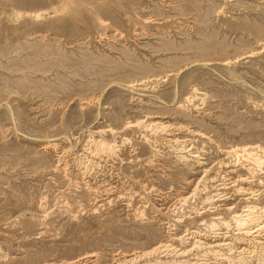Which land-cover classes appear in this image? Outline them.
<instances>
[{
    "label": "rangeland",
    "instance_id": "rangeland-1",
    "mask_svg": "<svg viewBox=\"0 0 264 264\" xmlns=\"http://www.w3.org/2000/svg\"><path fill=\"white\" fill-rule=\"evenodd\" d=\"M258 145L264 0H0V264L197 263Z\"/></svg>",
    "mask_w": 264,
    "mask_h": 264
},
{
    "label": "bare ground",
    "instance_id": "bare-ground-1",
    "mask_svg": "<svg viewBox=\"0 0 264 264\" xmlns=\"http://www.w3.org/2000/svg\"><path fill=\"white\" fill-rule=\"evenodd\" d=\"M188 100V99H187ZM189 101V100H188ZM143 123V122H142ZM146 123V120H145ZM160 123V122H159ZM158 124V123H156ZM144 125V124H143ZM163 125V124H162ZM156 125L154 123L149 122L146 123L145 127H150L151 129L155 128ZM160 127V126H159ZM144 128V127H143ZM162 128V126H161ZM150 130V129H149ZM157 130V129H156ZM98 142V141H97ZM94 151L101 156L109 155L111 152V147L108 144L97 143L93 144ZM188 149V148H187ZM113 150V149H112ZM226 158H234L238 163L244 164L247 166V170L251 175L261 169L264 164V148L261 146H253L250 148H234L225 152ZM194 157H198V155H193ZM179 157V156H178ZM184 157V156H183ZM182 157V158H183ZM191 158V157H190ZM193 158V157H192ZM195 159V158H194ZM200 159V158H199ZM197 161V160H196ZM86 166V164H85ZM93 167V166H92ZM85 168V167H84ZM82 169V168H81ZM83 172V171H82ZM204 172V171H203ZM200 181V180H199ZM198 187V186H197ZM196 190V189H195ZM216 190V189H215ZM243 193V192H242ZM189 199L188 196L181 197L179 199L180 202L185 203ZM215 201V198L213 199ZM217 200V198H216ZM220 200V199H219ZM213 201H209L207 204L212 203ZM205 204V203H204ZM208 208V207H207ZM217 208V207H216ZM215 209V208H214ZM207 210V209H206ZM243 214L233 215V221L227 222H219L210 224V237L212 238L211 242H208L207 248L217 247V250L210 249L208 250L207 255L209 257H204L201 261L197 263H188V264H264V222L260 216H258L253 207L247 206L244 209ZM264 213V212H263ZM232 214V213H231ZM209 227V226H208ZM206 228V227H205ZM209 234V233H207ZM206 235V234H205ZM202 236V235H201ZM193 238V236H186L185 238L180 237L181 241L186 243V239ZM205 237V236H204ZM206 239V238H205ZM193 240V239H192ZM180 241V240H178ZM180 241V242H181ZM191 241V240H190ZM205 241V240H204ZM196 241H191V243ZM192 243V244H193ZM198 244V242H196ZM200 243V241H199ZM203 243V241H202ZM206 243V242H205ZM165 244V243H163ZM157 245L151 248L148 251L142 252L143 255H148L150 253L157 252L160 248L165 245ZM167 244V243H166ZM169 244V243H168ZM168 244L166 246H168ZM180 244V243H179ZM191 244V247H192ZM239 245L240 248L236 250V254H233L235 251H232V248L235 245ZM170 245V244H169ZM182 245V243H181ZM201 245V244H200ZM198 246V245H197ZM194 245V248L197 247ZM185 247V246H184ZM201 247V246H200ZM198 247L199 249H201ZM205 247V246H204ZM222 247V253H219L218 249ZM223 247L227 250L223 252ZM193 248V247H192ZM169 249V248H168ZM172 249V248H170ZM174 249V248H173ZM183 249V248H182ZM185 249V248H184ZM189 249V248H188ZM175 250V249H174ZM190 250V249H189ZM235 250V249H234ZM162 251V250H160ZM177 251V250H176ZM186 251V250H184ZM192 251V250H191ZM200 251V250H199ZM198 251V253H199ZM203 251V249L201 250ZM205 251V250H204ZM207 251V249H206ZM230 251V252H229ZM163 252V251H162ZM170 252V251H169ZM168 252V253H169ZM172 252V251H171ZM196 252V251H195ZM141 253V254H142ZM165 253V252H164ZM167 253V254H168ZM173 253V252H172ZM177 253V252H176ZM183 253V252H182ZM187 254V252H185ZM190 253V252H189ZM200 254V253H199ZM204 254V253H203ZM220 254V255H219ZM137 255V254H136ZM151 255V254H150ZM159 255V254H158ZM169 255V254H168ZM171 255V254H170ZM175 255V254H174ZM189 255V254H187ZM185 255V257L187 256ZM195 255V253H194ZM140 256V255H138ZM160 256V255H159ZM159 256L157 258H159ZM163 256V254H162ZM166 256V255H165ZM176 256V255H175ZM178 256V255H177ZM183 256V255H182ZM161 257V256H160ZM169 257V256H168ZM171 257V256H170ZM180 257V256H179ZM203 257V256H202ZM138 258V257H137ZM143 258V257H142ZM176 258V257H175ZM178 258V257H177ZM176 258V259H177ZM181 258V257H180ZM200 258V257H199ZM131 259V258H130ZM135 259V258H134ZM161 259V258H160ZM168 259V258H167ZM184 259V258H183ZM189 259V258H188ZM198 258H196L197 260ZM136 260V259H135ZM155 260V258H154ZM159 260V259H158ZM157 260V261H158ZM165 260V259H164ZM179 260V259H178ZM186 260V259H185ZM181 260V261H185ZM130 261V260H129ZM148 261V260H147ZM156 261V260H155ZM171 261V260H170ZM180 261V264H181ZM190 261V260H189ZM194 261V260H193ZM192 261V262H193ZM133 262V261H131ZM151 262V261H150ZM160 262V261H159ZM167 262V261H166ZM173 262V261H171ZM196 262V261H195ZM226 262V263H225ZM67 264H75V262H66ZM119 263V262H118ZM117 263V264H118ZM121 264V263H120ZM123 264V262H122ZM131 264V263H130ZM144 264V263H143ZM152 264V263H151ZM158 264V263H157ZM184 264V263H183Z\"/></svg>",
    "mask_w": 264,
    "mask_h": 264
}]
</instances>
